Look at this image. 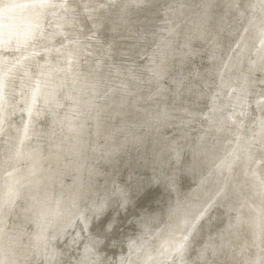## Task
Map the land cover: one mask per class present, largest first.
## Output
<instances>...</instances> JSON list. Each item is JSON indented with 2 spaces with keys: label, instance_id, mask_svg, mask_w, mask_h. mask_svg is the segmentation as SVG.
Returning a JSON list of instances; mask_svg holds the SVG:
<instances>
[{
  "label": "bare ground",
  "instance_id": "bare-ground-1",
  "mask_svg": "<svg viewBox=\"0 0 264 264\" xmlns=\"http://www.w3.org/2000/svg\"><path fill=\"white\" fill-rule=\"evenodd\" d=\"M0 264H264V0H0Z\"/></svg>",
  "mask_w": 264,
  "mask_h": 264
},
{
  "label": "rangeland",
  "instance_id": "rangeland-1",
  "mask_svg": "<svg viewBox=\"0 0 264 264\" xmlns=\"http://www.w3.org/2000/svg\"><path fill=\"white\" fill-rule=\"evenodd\" d=\"M12 60V58H9V59H7V62H8V64H10V62L9 61H11ZM20 81L18 82V78L15 80V81H17L16 83H19V85L21 84V81H22V78H20L19 79ZM17 86H18V84H16ZM254 107V106H253ZM219 117H221V116H219ZM214 126V125H213ZM184 132H188V131H184ZM176 137V136H175ZM212 205L209 203V205H208V207H206V208H212L211 207ZM117 208V207H116Z\"/></svg>",
  "mask_w": 264,
  "mask_h": 264
}]
</instances>
